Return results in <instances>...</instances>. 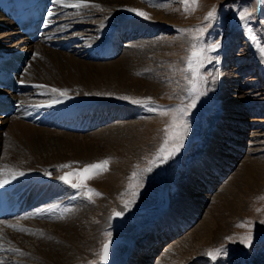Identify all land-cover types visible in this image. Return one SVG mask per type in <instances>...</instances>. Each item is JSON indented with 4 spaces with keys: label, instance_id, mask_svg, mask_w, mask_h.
Here are the masks:
<instances>
[{
    "label": "rangeland",
    "instance_id": "374dc122",
    "mask_svg": "<svg viewBox=\"0 0 264 264\" xmlns=\"http://www.w3.org/2000/svg\"><path fill=\"white\" fill-rule=\"evenodd\" d=\"M132 1L134 3L131 9L146 12L148 18L145 19L136 15L135 12H131L132 15L124 16L117 26L121 25L125 28L134 29L143 25L146 28L154 29L155 32L152 34L144 33V35L142 34L143 30L140 28L141 32L138 34H142L141 36L137 35L130 38L129 35H126L127 39H124L121 51L113 59L100 61V63L87 57L89 45L99 42L100 38L108 32L107 29L109 28L101 32V26L110 23L113 26L115 23L109 21L110 14L103 11H92L87 7L70 8L57 5V8L63 10V13L60 15L61 17H54L53 22L56 20V23H60L57 21L62 20L63 24H76H73L72 28L64 33L58 34L57 37L54 34L50 35L51 42L44 38L45 40L42 41L39 47L33 48L34 52L37 51L36 59L39 58L38 51H40V48H47L55 52H62V55L66 58L72 56L74 59L77 58L76 60L93 62L92 64L95 66L122 63L125 57L135 52L134 50L145 48L146 52L144 53L147 54H144L142 58L139 56L137 60L139 61V68L144 64L146 66L149 62L154 67L156 66L157 75L153 78V81L158 83V91H152V89L150 90L142 85L138 86V84L134 86L135 78H143V75L137 71L132 73V71L125 70V72H122L120 70L121 72L119 71L117 74L112 71L103 73L97 69L91 68L89 70L88 67L85 68L82 65L81 68L74 67L76 70H72V74L77 76L79 80L86 81L90 88L99 87V92L97 91L98 93H95V95L96 98L101 99V104L105 106L100 111L102 114L108 113V117L111 116V122H109V118L105 119L104 125L111 124L112 126L117 122L130 123V121L137 124L138 122L137 127L132 122L130 126L132 129H136L135 131L138 134H143V139L148 136L146 135L147 127L151 124L154 125V123L158 126L156 133L151 132L153 135L150 138L151 140L149 139L146 142L147 147L143 146L144 148H142L146 151L126 154L123 163L125 166H122L120 170L122 182L116 188L118 189L116 201H112L111 204L107 202L99 187L102 186L108 170L117 163L112 153H115L116 156L119 150L113 151L115 148H112V146L114 147V145L99 144L94 141L93 135L90 134L95 130L88 131L89 134L85 132L84 136L75 133L74 135L78 137L75 136V139L70 138L85 143L96 142L97 144L91 148L97 155L94 156L95 158H81L80 162L72 161L60 165L56 164L57 166L54 165L53 168L49 169L50 178H54L57 174L59 179L63 180L61 183L69 188L75 196H79L88 209L95 208L99 203L106 205L105 215L107 216L105 218L107 217V220L105 219L106 223L102 227L101 239L92 251L95 253L91 259L93 262L89 261L88 263L102 264L104 244L108 241L113 242L123 239L129 243L132 253L135 251L138 264H205V261H208L209 264H257V259L264 258V0H198V4H194L189 0L187 5L184 0ZM200 3L203 4L200 5ZM75 10L80 12L86 10V17L75 19L72 16ZM151 11L161 13L165 18L171 17V22L168 23L169 26L165 25L162 29V26L156 24L157 27L153 22L152 14L150 15ZM209 12L215 13L211 19L207 18ZM177 13L178 17L175 16ZM244 13H246L245 19L241 20L239 17ZM195 29H203V32L193 31ZM9 30L13 31L14 28L13 30L9 28ZM253 36L256 37L255 40L252 39ZM71 38L73 41L70 51L63 52L49 47V44L64 40L68 41ZM194 44L203 49L204 57L203 63L198 67L195 74L188 70L187 65V58ZM213 45H215L214 50ZM136 56L138 55L135 54L134 58H137ZM144 56H147V59ZM143 58L144 60H142ZM36 59L33 63L31 62L30 68L27 69L25 81L32 82L36 79L35 71L41 69ZM42 74L45 79H49V75L45 77V72H42ZM51 74L55 76L56 73L52 71ZM26 83L23 84L27 86ZM27 84L29 87L34 86V83ZM48 85L46 83L44 84L45 87L41 88L43 93H45L46 86L49 87ZM123 85L127 87L125 89L120 87ZM76 92L79 93L80 91L77 90ZM30 94L31 92L28 91L20 98L28 95L23 99H29V97H32L35 101L38 99L42 104L35 106L44 105L48 108L51 103H56L57 106H50L49 109L51 111L53 108L52 111L57 113H64L66 110H68L66 113H71L70 115L88 113V109L86 110L84 107L67 108L69 103L67 94L57 95L54 93L49 94V96L44 94L43 99L37 96H29ZM124 97L128 99H123ZM102 101L105 103H102ZM132 101H144V103H133ZM238 102H241V105L245 107L246 111L242 112V114H245L243 116L236 115L240 112L234 111L235 108L234 110L229 108L231 104ZM30 105H33L28 104L29 108H32ZM90 107L93 108L90 111L98 109V107ZM149 108L154 110L149 111ZM42 109L43 107H41ZM81 110L84 111L81 112ZM111 110L115 111V114H111ZM102 114L97 119L94 116V119L103 118ZM223 115H226L231 121L223 124ZM19 117V115L16 116L0 127V133L3 137L2 147L5 142L10 141V136L6 135V130L16 122L23 121L39 128L36 124L24 121L23 117L22 119ZM136 117H138V120H136ZM173 120L176 122L174 129L170 128ZM166 129L169 131L166 132ZM57 131L63 133L60 130ZM173 132L179 134L174 136ZM166 138L168 139V150L162 153L160 149L164 146ZM46 139L50 148L45 149L46 153H43V158L79 157L77 152L73 151V148H60L66 146L63 138L52 136ZM177 144L181 146L177 148ZM3 153L6 154L5 150H3ZM208 158L229 165L230 168L227 169V173L218 177L219 179L215 181L216 183L213 184L212 188L206 185L203 186L202 184L206 182L200 179H194L197 180L195 185L193 183L192 186L186 184L192 173L191 168L197 167L202 160L205 162ZM86 160L87 163H85ZM105 160L109 161L106 171L84 180L83 186L80 188L72 187V184L81 183V178L72 174L82 172L86 166L98 164ZM251 164L254 166V171H257V168L258 170L261 169L259 172L263 175L252 186L243 187L244 182H247L243 178L244 167ZM64 165L70 167H62ZM22 166L27 167L28 165L23 163ZM11 168L19 169L16 163H13ZM45 168L48 169V167L43 166L40 169L47 171ZM206 173L208 172L206 171ZM66 176L69 177L70 183L65 182L64 177ZM197 182H202V184L198 185ZM236 186L239 189L237 193L235 192ZM89 189L92 190L91 193ZM179 189H185L186 196L192 198L185 201L188 203L190 201L189 204L182 201L183 196ZM250 189L255 190L252 192ZM240 190L245 194L243 193V195ZM233 192L242 195L246 199L240 205V208H242L241 213L239 211L235 212L237 216L235 215V219L228 222L229 228L222 238L213 240L210 245L204 246L211 240L210 234H203L204 224L213 218L214 211L220 206L223 199H228L230 202L234 201L237 195ZM96 193H99V195H96ZM250 193L252 195H249ZM231 194L236 196L232 195L233 198ZM60 199L52 196L51 203L47 207L50 209ZM67 204L63 200L60 206L63 207ZM179 209H187L184 211L185 214L179 215L185 226L176 232V235L167 238L166 236L171 232L170 226L175 227V229L179 227L174 222L175 217L171 216L169 212L170 210L176 212ZM52 211L54 212L53 208H51ZM51 212L45 220L37 219V221L48 227L54 217V213ZM181 212L183 211L181 210ZM116 213H120V215H116ZM33 215L35 214L29 213L22 219L15 221L14 228L17 229L22 223L35 221L32 220L35 218ZM164 215L166 216L164 217ZM26 218L28 220H25ZM164 218H166L165 221ZM238 225L245 226L239 227ZM8 227H10L8 223L1 226L5 230H8ZM21 237L19 236V238ZM246 237H251L250 242L242 243V239ZM151 238L154 239L150 244L149 240ZM160 239L161 242L158 241ZM0 240L1 244L4 243L1 237ZM11 241L6 244L11 245L9 248L15 246V251L9 250L11 252H6L0 249V256L7 254L6 256L12 257V261L7 264H19L16 260L21 259V252L16 246H20L21 241L18 240V244L14 239ZM146 245L149 248L146 249ZM152 246L157 248L156 251L151 249ZM209 253H212V255H209ZM2 263L3 259L0 261V264Z\"/></svg>",
    "mask_w": 264,
    "mask_h": 264
},
{
    "label": "bare ground",
    "instance_id": "6f19581e",
    "mask_svg": "<svg viewBox=\"0 0 264 264\" xmlns=\"http://www.w3.org/2000/svg\"><path fill=\"white\" fill-rule=\"evenodd\" d=\"M85 3L87 5L86 6L87 9H91L92 11H97V12L103 11L105 13L110 14L109 21L115 22L113 26L111 23H110L111 25L107 24V25L101 26L100 28L101 32L102 30L109 28L107 29L108 32L106 33V35L100 38L99 42L89 45L90 48L87 50V53L89 52L87 56L89 59L90 58L95 59V61L97 60L98 62L110 60L112 56H114L115 54L121 51V45L123 46L124 39H127L125 36L129 35L131 38V37L140 35L138 34L141 32L140 28L143 30L142 34L144 33L152 34L155 32L154 29L146 28L143 25L137 26L138 28H134V29L127 28V27L125 28L124 26L120 25L121 23L119 24L120 26H117V24L122 21L124 16H129V14L132 15V13L128 11V9H131L133 6L134 1L132 0H85ZM202 4L200 3V5ZM57 5H62V4L54 3L52 12L50 13V19L48 20L46 24L45 34L42 36V38L40 39L38 43L33 44L34 46L26 43L25 38L20 37V34L18 33V31H16L15 26L6 17H4L2 13L0 12V19H2L0 20V56L3 54L6 55L10 51L19 50V49L20 50L25 49V50L34 52L33 48L39 47L43 40L47 39V41L49 42L52 41L49 38L50 35L54 34V36L57 37L58 34H62L66 30L71 29L73 24H76V23L63 24L62 20H58L57 22H60L61 23L60 25V23H56V20H54L55 22H53L54 16L61 17L60 15L63 13V10L58 9ZM178 13L175 16L178 17ZM86 14H87L86 10L81 11V12L78 10H75L72 16L76 19L77 17H86L85 16ZM151 14H152L153 22L155 25L157 24L162 27L165 25L169 26L168 23L171 22L170 20L171 17L165 18V16H163L161 13H157L155 11H151L150 15ZM51 22H53V24H52L51 30L49 31V28L51 27ZM68 26L69 28H67ZM9 28L10 29L12 28V30L14 28V30L10 31ZM162 29H164V27ZM72 38L68 41L64 40L59 43L57 42L54 43L53 41L54 44H49V47L55 50L63 51V52L70 51L72 47L71 41H73ZM110 46L115 47L114 54L111 57L108 56L107 54ZM129 47L131 48L130 45ZM144 49L145 48L143 49L141 48V49L134 50L135 52L132 51L133 53L131 52L132 54L125 57L122 63H116V64H110V65L109 64L101 65L98 63L99 65L95 66L94 64H92L93 62L92 63L83 62L81 60H76L77 58L76 59L72 58V56L66 58L62 55V52H57V51L55 52L47 48H40V51H38L39 58L36 59L37 58V51H36L34 58H32V60L29 61L30 63L29 67H27L25 72L21 74L20 80L22 82V86L18 93L19 95H15V96L13 95V97L19 100V102L23 105V108L26 107L27 109H33L34 111H37L38 110L37 107H43L44 109L43 113L45 114L46 118L43 122H37V121H32L35 118L33 113L28 114V115L26 114L19 115L20 119H22L23 117L24 121H28L34 125L36 124L39 128H36L35 126L28 124L26 122H23V121H20L19 123L16 122L15 124H13V126L9 127L8 130H6L7 131L6 135L10 136V141L9 142L7 141V143L6 142L4 143L5 144L3 146L4 148L1 146V144H3V137H2V134L0 133V163H1L0 188L13 187L15 188L16 192L18 193L23 192L25 197H28V196L31 197V200H30L31 205L25 214L15 219L2 220L0 222V237L2 240H4V243L3 242L2 244L0 243L2 245L0 249H3L6 252H11L9 250H14L15 246L14 248H12L13 246L9 248L11 245L9 246L6 243L11 241L12 239H14L17 244L19 243L18 240L21 241V243H19L20 246H16L17 249L21 252V259L16 260V262H18L19 264H23V263L24 264H81V263L91 264L88 262L89 261L93 262L91 259L95 253L92 251H94L95 246L97 245L98 241L101 239L102 227L104 226L107 220L106 219L107 217L105 218V216H107L105 215L106 214L105 212L107 211V210L105 211L106 205L104 206L102 203H99L95 208L88 209V207L85 206L86 204L84 205L82 203L79 196H75L69 188H67L63 183H61V181L63 180L59 179V176H57V174L55 175L54 178H50L49 169L53 168L54 165L57 166V165L72 162V161L80 162L81 158L89 159L90 157L97 156L91 149L92 146H95L97 144L96 142H98L99 144L105 143L107 145H114V147L112 146V148H115L113 151L119 150L117 151L116 156H115V153H112L117 163L111 166V168L108 170V173L105 175V179L102 183V186L99 187L100 191L104 193L105 198L107 199V202H110L111 204L112 201H116V197H117L116 193L118 191V189L116 188L119 187V185H121V182H122L120 170L122 166H125V164L123 165V163H124L126 154L130 155L131 152H134V154L138 152L142 153L141 152L142 150L146 151V149H142V148H144L143 146L147 147L146 142H148V140L152 138V135L154 132L155 133L157 132L158 126L156 123H154V125L151 124L149 127H147L146 135L148 136L145 137V139H143L142 137L143 134L142 135L140 133L138 134V132L135 131L136 129L131 128L130 125L135 124L133 123V121H130V123L132 122V124H130L129 122H117L115 124H112V126L110 123H109L110 125H107L106 123L105 124L107 126L104 125L103 122L105 119L109 118V122H111V116L108 117V113L106 114L105 112L102 114V112L100 111L101 108L105 106L101 104V101H100L101 99L96 98L97 96L95 95V93L99 92L98 90L99 87L94 88V89L93 87L90 88L89 84H86V81L79 80L77 76L72 74V70L75 69L74 67H80L82 65L85 68L88 67L89 70L91 68L97 69L99 72L101 71L103 73H106L107 71L109 72L112 71L115 74H117L120 70L122 72H125V70L132 71V73L137 71L139 72V74L143 75V78H135L136 81L133 82L134 86L138 84V86L142 85L146 88L148 87L150 90L152 89V91H156V90L158 91L159 90L158 83H155L153 81V78H155L157 75V71L155 70L156 66L154 67V65L150 64L151 62L149 61H148L149 65L147 64L146 66H144L145 64L143 63L144 65L141 66V68H139L138 66V63H139V61H137L138 57L139 56H141V58L143 57V55L145 54L144 52H146V50ZM135 54L138 55L136 56L137 58H134ZM60 58L63 60H61ZM35 59L39 63V66L41 67V69L39 68V70L35 71L36 79H34L32 82L25 81V76L27 75V72H28L27 69L30 68L31 62L33 63ZM142 60H144V58ZM138 68L139 70H137ZM52 71H55L56 77L52 76L51 74ZM42 72L46 73L45 77L49 75L48 76L49 79L48 78L45 79L43 76L44 73L42 74ZM129 77L131 78V76ZM25 82L34 83V86L29 87L27 83H26L27 86H25L24 85ZM46 83L49 84L48 85L49 87L46 86L45 93H43V91L41 90V87L38 88L37 84L44 85ZM129 84H130V81H129ZM120 87L125 89L127 86L123 85ZM54 88L59 89L60 91L62 90L61 92H66V94L68 95V100H69L68 105L69 106L66 103L67 108L75 107V106L84 107L86 110L88 109L87 110L88 113L86 112V113L70 115L71 113L70 114L66 113V111L68 110H66L64 113H60V112L57 113L56 111H52L53 108L51 111L49 109L50 106H53V105L57 106L58 104L56 103H51V105L48 108V106H44V105L35 106V105L42 104L39 102L40 100L38 101V99L36 101L32 99V97H29V99H23L25 96L23 98H20V96L22 97V95L26 94L28 91L31 92L29 96L31 95L37 96L42 99L44 98L43 97L44 94L48 96L49 94H54V93L57 95L60 94L59 92H52V89ZM77 90H79L80 92L79 93L76 92ZM6 93L11 94L10 92H6ZM26 97H28V95ZM102 103H105V102L102 101ZM28 104H32L33 106L30 105L32 108H29ZM90 106H94L95 108L98 107L99 110L94 109L96 111H90L91 109H93ZM84 108H81V109H84ZM229 108H233V110L235 108L234 111L240 112V113H237L236 115H241V116L245 115V114H242V112H245L246 110H245V107L241 105V102L231 104ZM112 110L110 111V113L115 114V111H112ZM48 111H50L51 113ZM83 111L81 110V112ZM102 111H106V110H102ZM18 114H16V116H18ZM101 114L103 115V118L96 120ZM16 116L14 115L11 118L0 117V127L4 126L9 121L13 120ZM94 116L96 119H94ZM81 117H87V119H81ZM136 118L135 119L138 120V117ZM54 119H56V121H54ZM223 119L225 120V121L224 120L222 121L223 124H225V122L231 121V119L227 118L226 115L225 116L223 115ZM88 120H91V121L93 120L92 125L91 123H88ZM137 124H135L136 127H137ZM57 130H60L63 133ZM88 131L89 132L94 131L90 135H93V140L96 141L95 143H93L92 141L89 143L88 142L85 143V142H79L77 140L70 139L76 136L74 135L75 133L79 135L83 134L84 136L85 132L89 134ZM52 136L63 138V140H65L64 143L66 144V146L60 147V148H73L74 149L73 151L77 152L79 157H73V158L64 157V158H56V159L43 158V153H46L45 149L50 148L48 146L49 142L47 141L46 138H49ZM67 139L69 140L66 141ZM41 145H42V148H41ZM3 150H5V153H6V150L8 151L6 154H4ZM66 150H69V149H66ZM1 156H2V160H1ZM204 159H205V156H204ZM211 161L212 160H210L209 158L206 159L205 162L202 160L198 164V166L195 165L197 167L191 168L192 173L190 175V179L187 181V183L186 182L185 183L192 186L193 184L195 185L197 181L194 179H200L201 181H205L206 183L202 184V182L201 183L197 182L198 185L202 184L203 186L206 185V186H210L209 188H212L213 184L216 183L215 181L219 179L218 177L225 175L228 171L227 169H229L230 166L222 164L221 162H218V161L216 162L215 160H213L212 162ZM13 163L18 164L19 169H12L11 165ZM23 163H26L28 166L23 167L22 166ZM85 163H87V160ZM251 163L253 162L251 161ZM41 166L48 167V169L45 168L47 171H44V169H40ZM253 167L254 166L252 164L244 167L245 171H244L243 178L246 179L247 182H244L243 187L248 186V185L252 186L253 183L258 182V178L261 175H263L261 172H259L261 169L258 170L257 168V171H254ZM205 170L209 174L206 173ZM20 173H23V175H20ZM198 174H199V177H198ZM194 176H197V177H194ZM212 176H215V177H212ZM235 188H236L235 192L237 193L239 191L238 186H236ZM250 190H252L253 192L255 189H250ZM179 192L183 196L182 201L185 204H189L190 201L189 203L185 201L191 200L192 198L190 199L188 195L186 196L185 189H179ZM235 192H233V194H236ZM241 193L243 194L244 192H241ZM233 194H231V196ZM236 195L237 197H235ZM236 195L235 196L233 195L235 199L234 201L232 200L231 202L228 199H223V201H221L220 203V206H218L216 211H214L215 213L214 215H212L213 218L209 220V222L206 221V223L204 224L203 234L211 235L210 242L204 244V246L210 245L213 240H218L222 238L226 234L225 232L229 228L228 222L235 219L234 218L236 215L235 212L239 211L241 213L242 208H240V205L246 199L243 198V196L240 194H236ZM249 195H252V194L250 193ZM52 196L61 198V199L57 202V204L52 205L49 209L47 206L50 205ZM63 200H65L69 205L67 204L66 206L61 207L60 203ZM51 208H53L54 210V212L52 211L54 213V217L51 221V224L47 227V225H42L43 223L37 221V219L45 220L48 214H50ZM181 210L184 212L187 209H184V210L179 209L176 212L175 211L171 212L170 210L169 214L175 217L174 222H176L179 227L178 228L176 227L175 229V227L170 226L171 232L168 233V236H166L167 238L170 236L172 237L176 235V232H178L179 230H181L182 227L185 226V224H183L179 218V215L185 214V212L183 213L181 212ZM29 213L35 214L33 215V217L35 218L32 217L33 218L32 220H35V221L25 222L22 224L19 223L20 226H18L17 229H15L14 228L15 221H17V219L27 216ZM40 214H43V215L41 216ZM165 216L166 215H164V217ZM165 219L166 218H164V221ZM25 220H28V219L26 218ZM164 221L162 222V224L164 223ZM5 223H8L10 225V227H8L9 228L8 230L1 228V226H3ZM155 229L157 230V228ZM19 236H22V237L19 238ZM153 239L154 238H151L149 240L150 244L153 242ZM158 241L161 242V239ZM11 244H12V241H11ZM145 248L147 249L149 248V246L146 245ZM151 249L156 251L157 248H154V246H152ZM6 255L0 256V261L3 259L2 264H7V263H10V261H12L11 259L12 257L10 256L8 257ZM135 255H136L135 251L132 253V250H129V256H128V262H129V257H130L129 264L139 263L137 262L138 257H135ZM103 258L104 256L102 252L101 262ZM263 259L264 258L257 259L256 263L264 264ZM128 262L126 264H128ZM205 264H209V262L205 261Z\"/></svg>",
    "mask_w": 264,
    "mask_h": 264
},
{
    "label": "snow or ice",
    "instance_id": "6c2138e0",
    "mask_svg": "<svg viewBox=\"0 0 264 264\" xmlns=\"http://www.w3.org/2000/svg\"><path fill=\"white\" fill-rule=\"evenodd\" d=\"M55 3L57 4H62L64 7H70V8H81V7H86V3H85V0H54ZM192 3L194 4H198V0H191ZM184 3L187 5L189 3V0H184ZM187 11V9H185ZM128 11L130 12H135L136 15L138 16H142L144 17L145 19L148 18V14L146 12H143V11H140V10H137V9H128ZM215 15L214 12H209L208 13V19H211L213 18ZM245 16H246V13L244 14H241L240 15V19L241 20H244L245 19ZM193 31H197V32H203V29H195ZM253 40L256 39L255 36L252 37ZM213 50L215 48V45L212 46ZM203 49H200L197 47V45H192V49H191V52H190V55L189 57L187 58V65H188V70L195 74L197 71H198V67L203 63ZM37 87H45L44 85H38ZM52 92H59L60 95H66V92H61L59 89H52ZM123 99H128L127 97H124ZM133 103H144V101H132ZM154 109L152 108H149V111H152ZM163 114V113H162ZM176 126V122L175 120H173V124L170 126V128H175ZM186 127V126H185ZM166 132H168L169 130L166 129L165 130ZM179 133L177 132H173V135H178ZM168 139L166 138L165 139V143H164V146L161 147L160 151L162 153L164 152H167L168 150ZM181 145L177 144V148H179ZM109 164V161L105 160L101 163H98V164H92V165H88L86 166L82 172H79V173H74L72 175H75V176H78L81 178V183L80 184H72V187L74 188H80L83 186V181L84 180H87L89 178H91L93 175H96V174H99L100 172L102 171H106L107 170V166ZM62 167H70L69 165H64ZM20 175H23V173H20ZM64 180L66 183H70V179L69 177H64ZM89 192L91 193L92 190L89 189ZM96 195H99V193H96ZM89 198H91V196H89ZM116 215H120V213H116ZM239 227H244L245 225H238ZM110 235V234H109ZM250 239L251 237H246L244 239H242V243H249L250 242ZM110 243L111 241H108L104 244L103 246V256L105 257V264H107V260H106V257L109 253V249H110ZM209 255H212V253H209Z\"/></svg>",
    "mask_w": 264,
    "mask_h": 264
},
{
    "label": "water",
    "instance_id": "95a60500",
    "mask_svg": "<svg viewBox=\"0 0 264 264\" xmlns=\"http://www.w3.org/2000/svg\"><path fill=\"white\" fill-rule=\"evenodd\" d=\"M130 245L124 240L110 243L109 253L106 257L107 264H126L128 262ZM105 264V257L103 258Z\"/></svg>",
    "mask_w": 264,
    "mask_h": 264
}]
</instances>
